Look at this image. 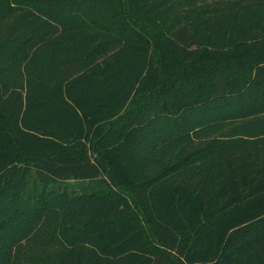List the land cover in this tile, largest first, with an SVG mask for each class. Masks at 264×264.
<instances>
[{
    "label": "trees",
    "instance_id": "16d2710c",
    "mask_svg": "<svg viewBox=\"0 0 264 264\" xmlns=\"http://www.w3.org/2000/svg\"><path fill=\"white\" fill-rule=\"evenodd\" d=\"M0 264H264V0H0Z\"/></svg>",
    "mask_w": 264,
    "mask_h": 264
}]
</instances>
